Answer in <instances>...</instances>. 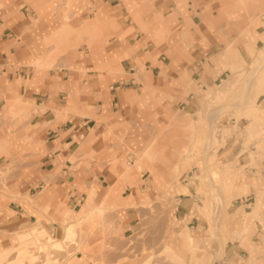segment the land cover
<instances>
[{
  "label": "crops",
  "instance_id": "obj_1",
  "mask_svg": "<svg viewBox=\"0 0 264 264\" xmlns=\"http://www.w3.org/2000/svg\"><path fill=\"white\" fill-rule=\"evenodd\" d=\"M71 2L76 14L90 7L93 13L65 21L49 14L52 0H0V170L13 163L0 179V253L34 229L62 239L66 224L91 210L94 225L83 222L82 230L88 233L83 247L96 246L101 239L96 208L102 207L106 214L116 210L123 236L132 235L140 202L163 189L177 190L175 180L190 160L214 159L207 151L219 141L212 133L203 134L204 122L172 114L176 107L195 113L198 102L192 83L204 91L201 101L220 100L218 88L227 79L222 76L239 72L246 60L264 54V16L252 19L250 25L242 17V10L258 9V0ZM222 21L233 23L230 31L238 32V44L220 43L219 48L213 41L214 27ZM51 48L66 55L62 61L70 66L35 67ZM254 82H264V69ZM253 88L252 97L235 105L236 112L242 110L249 118L243 130L249 139L264 132V110H260L264 98L257 99L264 92L254 84ZM167 117L173 129L188 130L187 141L173 135L162 147L150 144L139 151L141 157L126 162L131 167L123 168L127 148L141 145L148 134L143 125ZM223 132L229 129L224 127ZM167 148L171 155L165 154ZM148 150L157 152L154 160L146 158ZM163 163L165 170L160 168ZM208 171L196 185L206 196L202 205L192 208L185 204L187 199L180 202L178 197L177 229L169 233L165 251L180 264H189L184 260L187 249L174 247L178 241L190 248L195 264H264L258 259L264 232H259L257 241L248 237L254 218L264 226L260 216L264 182L228 165L220 170L209 164ZM150 183H156V191L153 186L145 189ZM247 191L254 194L249 210L237 206L226 211L233 196ZM209 195L216 199L214 206L218 198L225 206L217 224L215 210L210 215ZM83 206L87 207L81 212ZM198 217L208 220L207 230L219 242L213 253L195 249L202 247L200 242H209L187 225ZM227 237L233 240L226 241ZM67 263L90 264L81 252Z\"/></svg>",
  "mask_w": 264,
  "mask_h": 264
},
{
  "label": "rangeland",
  "instance_id": "obj_2",
  "mask_svg": "<svg viewBox=\"0 0 264 264\" xmlns=\"http://www.w3.org/2000/svg\"><path fill=\"white\" fill-rule=\"evenodd\" d=\"M258 9L249 11L247 9L242 10V17L246 20V25H250L252 19L264 16V0H258ZM71 0H52L49 7V14L56 16L65 21H73L82 19V15H90L93 13V8H88L85 13L81 15L72 11ZM217 8L214 7V11ZM244 9V7H243ZM249 9V8H248ZM39 15V12H37ZM75 18V19H74ZM30 23L33 25L32 16H29ZM233 23L223 22L215 25L213 34L215 36L214 42L217 43L220 48V43L224 45H236L240 41L237 33H231ZM73 30H71L72 32ZM231 33V35H230ZM163 39V38H162ZM78 43L77 45H79ZM85 44L88 46V40H85ZM52 47V46H51ZM58 49L51 48V54L45 55L41 61L35 62L34 66L40 68L44 66V70L48 68H60L61 66H70L64 63L62 59L66 56L57 51ZM259 55V54H258ZM264 56V54H261ZM259 58H249L246 60V64L239 68L238 84L231 93L227 96L221 91L222 87L218 89L217 99L203 100L204 91L200 87L195 86L193 82V92L197 100V107L192 111L194 114H189L186 108L176 107L172 114L177 117L188 118L192 121L201 120L204 122L203 134L212 133L218 139V144H213L209 147L207 153L213 156V161H204L202 157H197L198 160H190L186 169L182 170L175 180V186L177 190L173 192H165L154 194L152 198H147L145 201L140 202V206L137 209V221L138 224L134 228L132 235L123 236V227L121 226V220L116 210H113L114 214L105 213V209L99 208L96 211L99 226L101 227V239L96 246L91 248H84V239L87 237V232L83 231V222L89 223V227L94 225L95 215L92 214V210L89 212L78 213L74 219H71L66 225L67 228L74 230L70 235L60 238H53L43 229L33 230V234L26 236L25 238H19L18 244L10 250L0 253V264H65L68 260L75 258L77 252H81L90 264H180L177 259L171 258L170 254L165 251L164 244L167 241V237L171 231L172 234L176 231L175 215L178 213V197L181 198L180 202L185 200V204L191 205L192 208L203 204V200L206 199L205 194L198 192L196 185H200L204 181L205 174L209 171V164L217 165L220 170H223L226 165L230 166L233 170H240L248 177H257L260 181L264 182V132L257 138L249 139L244 133L245 125L249 122V118L245 116L242 110L236 112L235 105H239L246 96L252 97L254 93L253 85L247 89L245 79L252 74L255 66H261L256 75L264 69V62L258 64ZM205 57H208L206 55ZM258 57V56H257ZM250 64V65H249ZM249 66V67H248ZM143 70V67L140 66ZM229 72L222 76L227 78ZM217 84L221 83V78L216 81ZM245 84V85H244ZM214 91H217V87H213ZM264 96H259L257 99L261 101ZM264 107V106H262ZM217 108H222L218 117L210 122L215 116ZM239 115V116H238ZM196 123V122H195ZM146 128L148 134L144 136L141 145L137 144L135 148H127L123 156L122 166L126 168L130 166L127 163H131L133 159L141 157V151L143 148L152 144L153 147H162L165 145L169 138L173 135L179 137L181 141H187L188 130L187 129H173L170 123V119L151 121L143 125ZM229 129V133L224 134L223 128ZM171 148H167L165 154L171 155ZM132 154V157L130 155ZM177 158L179 154L176 153ZM127 162V163H126ZM7 164L5 169L0 170V179L6 177L11 170V165ZM158 164V163H157ZM131 167V166H130ZM160 168L165 170L164 163ZM144 175H146L144 173ZM174 183V182H173ZM148 186H153L151 190L156 191V183L146 184L145 189ZM209 190L208 185H204ZM150 187V188H151ZM155 187V188H154ZM179 188V190H178ZM210 192V191H209ZM183 193V195H179ZM210 198V215L215 210L214 223L217 224L221 216V211L225 208L222 207V200L218 198L217 203L214 206V197L209 195ZM254 199L252 191H247L241 196H233L227 207L226 211L232 212L237 206H242L245 210H249L251 203ZM188 206V207H189ZM82 214V215H81ZM99 214V215H98ZM80 216V217H79ZM260 216L264 218V207L260 211ZM79 217V218H78ZM87 217V218H86ZM81 218V219H80ZM86 218V219H85ZM199 219H192L188 225L189 229L197 233L201 231V235L204 238H208L207 245H203V241L200 242L202 247L195 248L197 250L206 249L208 252L213 253L219 246V242L215 237H212L208 232L209 222L204 217H198ZM211 218V217H210ZM80 219V220H79ZM71 223V224H70ZM254 230L250 231L249 238H253L257 241L259 232H264V226L260 222L259 218H254ZM71 225V226H70ZM73 226V228H72ZM75 226V227H74ZM256 228V229H255ZM69 231V230H67ZM73 233V234H72ZM177 235L174 234V240L177 239ZM233 240L232 237H227L226 241ZM260 245L259 243H256ZM26 250L24 256L19 257L18 250L23 248ZM261 246V252L258 254V259L264 261V245ZM21 247V248H19ZM176 250L184 249L186 260L189 264H195L191 258V250L186 247L185 244H181L176 241L174 244ZM196 253V252H195ZM194 253V254H195ZM246 256V252H242ZM190 257V260H189ZM20 259L19 263L17 260ZM189 260V261H188ZM69 264V263H67ZM203 264H208L203 263Z\"/></svg>",
  "mask_w": 264,
  "mask_h": 264
},
{
  "label": "bare ground",
  "instance_id": "obj_3",
  "mask_svg": "<svg viewBox=\"0 0 264 264\" xmlns=\"http://www.w3.org/2000/svg\"><path fill=\"white\" fill-rule=\"evenodd\" d=\"M264 62V56H261V59H259V61L257 62L258 64H261ZM261 66H255V69L253 70L252 74L249 75L244 81H245V84H246V87L247 89H249L251 87V85H255L257 87V91H262L264 92V82H259V83H255L254 82V79H255V74L260 70ZM238 74L239 73H236L235 74V71H232L231 75L229 77H227V79L223 80L222 81V84L219 86L218 89H220V87H222L221 91L227 96L229 93H231L233 91V89L236 87V85L238 84ZM244 84V85H245ZM260 87V88H259ZM261 109L260 110H264V107H260ZM208 146V145H207ZM146 158L148 159H151V160H154L155 157L157 156V152L156 151H152V150H148L145 154ZM146 163V162H145ZM223 187V186H222ZM224 189V188H223ZM103 202V201H102ZM85 207L87 206H83L82 209H81V212H84L85 211ZM100 207V206H99ZM99 208H96V210H98ZM98 213H99V210H98ZM92 214L95 215L94 213V210H92ZM82 215V214H81ZM99 215V214H98ZM80 217V216H79ZM78 217V218H79ZM87 218V217H86ZM85 218V219H86ZM81 219V218H80ZM79 219V220H80ZM227 221V220H226ZM71 224V223H70ZM71 226V225H70ZM75 227V226H74ZM73 228V226H72ZM70 229L71 228H67V226L65 227V236L68 237V236H71L70 233L73 232L74 230L71 229V232H70ZM69 230V231H67ZM74 233V232H73ZM72 233V234H73ZM189 239V238H188ZM221 239V238H219ZM190 242V241H189ZM191 244V243H190ZM23 247V246H22ZM21 248V247H19ZM217 251V250H216ZM26 253V250L23 248H21L20 250H18V255L21 259L22 256H24V254ZM217 253V252H216ZM22 255V256H21ZM20 259L17 260V262L19 263ZM199 264H203V263H199Z\"/></svg>",
  "mask_w": 264,
  "mask_h": 264
}]
</instances>
